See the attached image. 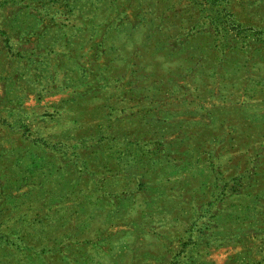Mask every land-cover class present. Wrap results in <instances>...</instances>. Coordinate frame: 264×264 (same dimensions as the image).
<instances>
[{
	"label": "rangeland",
	"instance_id": "374dc122",
	"mask_svg": "<svg viewBox=\"0 0 264 264\" xmlns=\"http://www.w3.org/2000/svg\"><path fill=\"white\" fill-rule=\"evenodd\" d=\"M0 264H264V0H0Z\"/></svg>",
	"mask_w": 264,
	"mask_h": 264
}]
</instances>
